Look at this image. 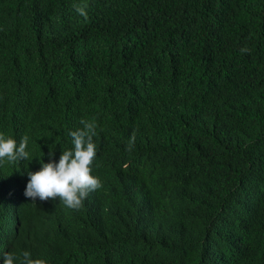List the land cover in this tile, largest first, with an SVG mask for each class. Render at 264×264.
I'll return each instance as SVG.
<instances>
[{
	"label": "trees",
	"instance_id": "16d2710c",
	"mask_svg": "<svg viewBox=\"0 0 264 264\" xmlns=\"http://www.w3.org/2000/svg\"><path fill=\"white\" fill-rule=\"evenodd\" d=\"M72 4L85 7L80 22L94 34L89 63L63 42L58 11L72 13ZM0 34L28 40L25 56L15 59L0 45L1 133L27 135L55 153L64 139L47 130L87 113L97 125V172L112 166L122 138L134 134L142 145L130 163L151 190V204L131 202L142 220L127 233L143 242L113 264H264V0H0ZM245 46L250 51L241 53ZM42 56L79 62L71 72L83 91L52 96L40 124L10 87L16 117L7 118L2 90ZM83 81L102 101L89 99ZM215 107L230 130L219 139L204 129ZM191 118L204 127L182 124ZM236 157L230 170L224 163ZM52 249L50 264H100L114 253L79 233Z\"/></svg>",
	"mask_w": 264,
	"mask_h": 264
},
{
	"label": "clouds",
	"instance_id": "9594fccd",
	"mask_svg": "<svg viewBox=\"0 0 264 264\" xmlns=\"http://www.w3.org/2000/svg\"><path fill=\"white\" fill-rule=\"evenodd\" d=\"M69 9L72 13L65 9L58 11L65 16L63 42L71 52H80L89 63L96 47L94 34L80 22L81 15L87 19V12L78 4H72ZM27 42L20 38L12 41L0 34V45L12 59L25 56ZM240 51L247 53L250 49L245 46ZM71 64L72 60L63 62L55 56L40 57L35 66L2 90L1 96L8 97L3 103L7 118L16 117V100L11 88L23 94L24 112L31 119L40 120V124L47 119L48 101L52 96L59 97L70 87L76 92L83 91L81 79L71 72L81 64ZM9 71L4 69L5 73ZM83 82V88H92L89 99L102 101L97 88ZM154 101L150 99L146 107ZM206 117L209 127L192 118L182 124L202 126L208 133L218 134V139L229 133V129L220 125L226 117L222 110L208 109ZM96 128L87 113L71 126L65 123L51 126L47 133L64 139V146L55 153L51 148L50 151L39 149L27 135L16 140L0 132V264H50L52 246L65 242L74 233L81 234L97 250L114 251L100 264H113L120 253L131 254L136 244L143 242H136L127 233L130 224L142 220L131 202L151 204V190L130 163L139 153L140 143L134 134L132 138H122L109 157L112 166L97 172L92 168L97 155ZM146 159L145 155L144 167ZM224 164L231 170L238 164V157ZM160 201L165 200L160 197ZM159 221L161 224L162 217Z\"/></svg>",
	"mask_w": 264,
	"mask_h": 264
}]
</instances>
